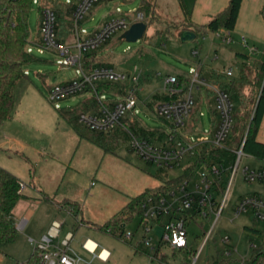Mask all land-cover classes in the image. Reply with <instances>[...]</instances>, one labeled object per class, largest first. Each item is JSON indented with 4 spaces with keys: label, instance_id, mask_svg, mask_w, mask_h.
Segmentation results:
<instances>
[{
    "label": "rangeland",
    "instance_id": "obj_1",
    "mask_svg": "<svg viewBox=\"0 0 264 264\" xmlns=\"http://www.w3.org/2000/svg\"><path fill=\"white\" fill-rule=\"evenodd\" d=\"M41 1L34 0L28 20L31 37L28 50L33 58L25 68L28 80L17 86L15 111L0 126V166L20 180L23 195L27 197L42 198L45 195L57 203L64 199L75 201L82 209V214L78 207L64 205L65 208L60 210L56 205H42L37 216L41 222L47 215L49 220L56 219L65 223L64 233L79 231L78 236L76 234L78 238L79 234L82 235L87 230L84 226H78L81 218L84 221L107 223L132 199L162 185L166 180L180 176L187 161L173 170L160 171L156 165L141 160L122 137L115 142L106 141L104 148L92 144L88 139L92 133L78 124V131L75 130L69 124L68 117L61 114L67 110L78 111L90 96L89 93L54 104L48 101L50 87L73 82L79 74L76 68L61 65L54 54L40 52L37 41ZM45 1L55 4L63 13V17H58L56 22L57 39L61 35L73 39L74 26H67V20L71 19V11L67 8L75 5L78 0ZM150 1L156 6L152 19H148L151 32L148 28L145 36L135 43L120 41L122 33L112 36L103 45L102 48L106 47L104 50L101 48L95 52L101 58L102 67H111L116 72L125 74L137 68L142 73L141 80L147 79L143 85L140 82L144 99L151 93L162 90V82L166 76H187L192 71H197L198 65L202 66L206 77L214 71L223 72L229 69L234 75L237 74L238 63L231 54L230 45H221L214 34L197 35L193 42H180L177 33L186 27L187 20L185 10L181 11L178 0ZM180 1L185 9L187 2L192 5L195 0ZM141 3L142 0L97 3L80 21L79 29L82 34H87L101 24L115 19L124 17L131 20L134 12L140 10ZM111 99L109 96H102V100ZM137 105L132 116L127 115L128 118H133L147 130L164 133L169 131L166 123L149 110L144 102L139 101ZM234 107L235 112L236 105ZM193 111L198 117V131L189 134L190 139L194 141L206 135L210 136L212 117L207 103L194 97ZM187 126L189 122H186ZM225 148L221 159L227 168L223 180L227 200L196 264H264V221L256 222L251 211L234 216V209L240 200L254 196L255 193L264 197V184L247 183L242 175L245 167L250 170L263 169L264 162L243 155L235 175L231 177V169L237 160L233 154V131L225 143ZM213 221L214 218L189 223L187 232L191 254L173 255L170 249L163 247L161 253L166 256V262L192 264L195 252L203 244ZM124 231L125 234L134 235L131 244L121 238L120 241L126 248L129 245L136 248L139 243V250L149 264H158L149 260L150 248H156L159 244L160 230L157 226L149 234V247L141 243L142 232L138 217L130 221ZM21 240L23 239L0 249V264H26L33 247L24 245ZM91 247L93 248L92 245ZM253 249L261 254L257 262L252 257ZM127 250L130 252L128 248ZM133 253L134 251L130 252V258H133ZM130 258L124 257L122 264H130Z\"/></svg>",
    "mask_w": 264,
    "mask_h": 264
},
{
    "label": "built area",
    "instance_id": "obj_2",
    "mask_svg": "<svg viewBox=\"0 0 264 264\" xmlns=\"http://www.w3.org/2000/svg\"><path fill=\"white\" fill-rule=\"evenodd\" d=\"M102 1L116 0H79L77 2L72 13L74 36L71 44L58 41L56 15L50 8L42 10L39 26L41 41L38 46L40 52H52L60 60L61 65L76 68L79 74L73 82L50 87L48 101L54 104L84 93L95 95V86L101 83L125 84L126 90L122 96L115 97V101L108 106L101 104L98 112L80 114L77 117V124L98 134H111L119 129L126 131L132 151L145 163L156 165L161 170H173L187 161L186 168L197 158V151L203 145L225 151V143L234 125V105L231 95L203 80L198 71H192L188 75V84H181L177 76L170 75L163 79V93L166 99L157 103L154 108L156 116L163 120L169 129L162 140L141 138L127 130L124 120L128 118V114L132 116L139 102L142 73L135 68L131 73L125 74L116 72L111 67H97L90 71H83L82 60L87 53L100 50L112 36L125 32L134 23L145 22V18L143 13L135 11L131 20L124 17L115 19L104 23L94 32L83 35L79 29L80 21L84 19L92 6ZM213 34L224 46L232 43L229 31L219 30ZM241 44L246 46L243 38ZM224 74L227 77L233 76L231 69ZM200 89L209 90L213 94L214 111L218 116V123L210 136L206 135L193 141L183 130L193 113V93ZM233 154L237 160L231 169V177L235 175L240 159L244 155L242 144L238 150L233 151ZM226 171L224 160L221 159L220 164L201 168L191 181L163 193L150 194L144 199L140 205L141 243L149 247L151 244L149 234L154 226L160 230L159 244L156 248H150L151 263L168 264L166 256L161 253L163 247L170 249L173 255L175 253L191 254L188 246V224L196 220L205 221L214 218L203 244L195 252L192 264H196L226 204L227 192H224L223 188ZM242 175L247 183L264 184V168L250 170L245 167L242 169ZM263 210L264 200L251 196L239 201L234 209V216L251 211L256 221H264ZM59 229L60 224L54 223L48 235L35 244V250L39 252L40 264H79V259L75 255L64 250L72 239L71 234H68L63 241V249L56 247L50 250L51 241L57 238ZM122 238L123 241L131 243L134 235L124 233ZM226 242L227 239L224 240V243ZM85 247L83 245L84 249Z\"/></svg>",
    "mask_w": 264,
    "mask_h": 264
},
{
    "label": "trees",
    "instance_id": "obj_3",
    "mask_svg": "<svg viewBox=\"0 0 264 264\" xmlns=\"http://www.w3.org/2000/svg\"><path fill=\"white\" fill-rule=\"evenodd\" d=\"M178 1L181 10L184 11L183 3L180 0ZM33 2L34 0H0V126L15 111L17 102L15 90L17 86L28 80L25 68L33 60L28 50L30 45L28 20ZM241 2L242 0H230L228 6L221 13L211 17L204 25L185 27L184 30L187 29L186 31L195 34V39L197 35L213 34L219 30L231 32L234 29ZM45 3H47V7L44 8H50L56 15V19L63 17V13L57 9L55 4L48 1ZM69 7L67 8L68 11H72L74 5ZM67 9L65 8L64 10ZM154 9L155 6L150 0H142L138 11L144 14L147 27L150 24L148 19L150 17L152 19L154 15ZM67 22V26L71 28L72 20H67ZM247 59L246 56H243V60ZM101 63V58L97 57L95 52H92V54L84 56L82 69L83 71H90L96 66L102 67ZM221 78L223 81L218 85V88L232 94L233 105H236L237 108V111L233 112V118H235V124L232 128L234 151L238 150L242 144V153L244 155L264 162V144L256 141V135L264 112V62L256 60L249 67L247 64L242 63L240 69H238L237 76L227 77L225 75ZM178 79L181 84H188L187 77L181 76ZM246 88L250 92L247 96H244L243 90ZM125 90V84H98L95 86L96 94L90 95L78 111L67 110L61 112V114L64 117H68L69 124L78 131V126L76 125L77 117L80 114L90 111L98 112L101 104L107 106L111 104L109 101L102 100V96L119 97L124 94ZM165 99V96L161 98L155 95L147 107L154 112L156 104ZM124 123L127 130L141 138L162 140L166 135L164 132L147 130L132 118L124 120ZM85 130L92 133L88 137L90 142L100 148H104L106 141L115 142L120 137L128 141V134L124 130L119 129L111 134H98ZM197 152V158L184 169L180 176L166 180L162 185L149 189L132 199L102 227V231L107 232L110 230L109 233L113 236L118 233V237L121 239L124 234L122 232L123 226L135 217H138L139 223H141L140 205L148 195L163 193L185 182H189L201 168L221 163L222 150L218 148L203 145ZM160 171L163 170L160 169ZM22 188L20 180L0 166V249L15 242L17 239L18 231L12 218V211L17 203L24 199ZM260 255L253 249L252 257L255 262L261 257ZM26 264H40L37 250L33 251Z\"/></svg>",
    "mask_w": 264,
    "mask_h": 264
},
{
    "label": "crops",
    "instance_id": "obj_4",
    "mask_svg": "<svg viewBox=\"0 0 264 264\" xmlns=\"http://www.w3.org/2000/svg\"><path fill=\"white\" fill-rule=\"evenodd\" d=\"M229 1L230 0H195L192 3V5H189V3L187 2V8H189V10L187 8L184 9L186 12V13L184 12V14L187 20L186 28H189L190 26L204 25L211 17H214L217 14L221 13L228 6ZM45 2H46L45 0L41 1L42 9L44 7H47V3ZM76 5L77 3L74 5L71 11V19L69 20H72V13ZM40 20H41V13H40ZM39 26H40V21L38 25L37 46H39L41 41L39 35ZM148 28L149 27H147L146 32ZM183 30L184 29H181V31ZM180 32H178L177 34H179ZM88 34L90 33H87L85 35ZM230 36L232 39V43L230 44L231 54L234 56V59L238 63V69H240L242 63L247 64L249 67L256 60H261L264 62V0H242L239 13L236 19V23L234 29L230 32ZM242 38L246 41V46H243L241 44ZM58 41L65 44H71L73 42V39L61 35ZM30 45H31V37H30ZM105 48L106 47L102 48V50H104ZM243 56H246L248 59L243 60ZM97 57L99 56L97 55ZM97 67L100 66H96L95 68ZM196 68L197 71L199 72L200 77L203 80L216 87H218V85L223 81L221 77L225 76L224 74L225 70H224L223 72L214 71V73L209 74V77H206L204 75L202 66L198 65ZM237 75L238 72L236 75L233 74V76H237ZM171 76H177V75L171 74ZM177 77H181V76H177ZM185 77H188V75ZM146 81H147L146 78L141 80L142 85L146 83ZM142 85L140 87L139 101L144 102L146 106L152 100L153 96L158 95L161 98L164 97L163 85H162V90L160 92L151 93L149 97L145 99L142 98L143 97V89H141ZM249 92L250 91L247 88L243 90L244 96H247ZM230 95L232 99V94L230 93ZM89 97H87L85 100H87ZM109 97L112 98L111 100H108L110 103H113L116 99L115 97L112 96ZM193 97L198 99V101L204 100L207 103L212 117L211 132H213L218 123V116L213 108L214 106L213 94L209 90L200 89L199 91H194ZM90 112L92 113L93 111ZM188 122H189V126L185 127L183 132L189 137V134L198 131V117L195 111H193L192 116L190 117ZM256 141L261 144H264V112L256 135ZM248 157L251 159H255L251 156ZM23 196L24 199L20 200L13 209L12 218L15 223L16 229L18 231V236L16 240L20 238L23 239L21 240L22 243L24 245L32 246L33 251L35 250V244L40 242L45 236L48 235V232L54 223H58L60 224L59 233L57 238L51 241L52 246L50 250H53L56 247L63 249V245H62L63 241L66 239L68 234H71L72 239L69 241L68 246L65 247L64 250L67 251L69 254L75 255L79 259V264H83V263L84 264H122L124 257L130 258L129 256L131 251L132 252L134 251L133 253L134 256L133 258L129 259L130 264H149L147 258L145 256H142L143 252L139 250L138 247L139 243L136 245V248L129 245L127 247L130 250L129 252L127 248L120 241L121 239L118 237L119 235L118 233L116 236H113L108 232L102 231V227L106 223L102 224V223H98L97 221H90V220L84 221L81 218L78 226L80 227L84 226L83 228L87 230H85L86 233H83L82 235L79 234V237L77 238L76 234L78 236L79 231L76 233H71L70 231L64 233L65 223L59 222L56 219L49 220L47 218V215L44 216V219L41 222V220L38 218L39 216H37V213L40 211L42 205H56L57 207L60 208V210H63V208H65L64 205H69L71 208L78 207L79 211L82 214L81 211L82 209L75 201L71 202L69 199H64V201L57 203V201L49 199L45 195H43L42 198L41 197L30 198L25 195ZM254 196H257L262 200H264V197H262V195L259 193L258 194L255 193ZM124 207H122V209ZM119 212L115 213L111 218H113ZM262 212L264 213V210ZM126 225L122 227L123 233L125 232L124 229ZM83 245L86 246L85 247L86 249L83 248ZM91 245L93 246V248L91 247Z\"/></svg>",
    "mask_w": 264,
    "mask_h": 264
},
{
    "label": "water",
    "instance_id": "obj_5",
    "mask_svg": "<svg viewBox=\"0 0 264 264\" xmlns=\"http://www.w3.org/2000/svg\"><path fill=\"white\" fill-rule=\"evenodd\" d=\"M146 29L147 24L145 22L134 23L122 33L119 40L125 41L126 43H135L144 37ZM178 38L182 43L193 42L195 40V34L184 30L178 34Z\"/></svg>",
    "mask_w": 264,
    "mask_h": 264
}]
</instances>
